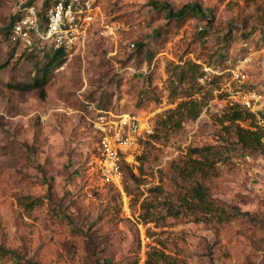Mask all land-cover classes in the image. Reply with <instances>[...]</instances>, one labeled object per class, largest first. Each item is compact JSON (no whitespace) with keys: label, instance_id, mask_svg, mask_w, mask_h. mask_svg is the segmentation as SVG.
Here are the masks:
<instances>
[{"label":"rangeland","instance_id":"374dc122","mask_svg":"<svg viewBox=\"0 0 264 264\" xmlns=\"http://www.w3.org/2000/svg\"><path fill=\"white\" fill-rule=\"evenodd\" d=\"M17 3L0 0V264H264V0H97L41 87L42 53L13 50L6 33ZM180 56L202 65L199 87L172 91L167 63ZM189 99L199 111L162 132L159 120ZM86 100L141 119L117 186L96 173ZM235 106L254 114L241 125L262 145L219 146L203 183L238 212L194 220L169 203L175 169L189 148L220 145L219 119Z\"/></svg>","mask_w":264,"mask_h":264},{"label":"built area","instance_id":"2783aa9c","mask_svg":"<svg viewBox=\"0 0 264 264\" xmlns=\"http://www.w3.org/2000/svg\"><path fill=\"white\" fill-rule=\"evenodd\" d=\"M18 0L8 39L16 45L38 52L42 49H67L84 38L95 21L99 7L97 0ZM107 25L101 34H107ZM234 76L241 72L232 70ZM249 97H255L253 91ZM250 107L248 99L242 101ZM82 115L97 135L96 173L106 184L116 185L122 178L121 165L135 135L141 129V119L134 113H114L97 107L93 101H84Z\"/></svg>","mask_w":264,"mask_h":264},{"label":"trees","instance_id":"16d2710c","mask_svg":"<svg viewBox=\"0 0 264 264\" xmlns=\"http://www.w3.org/2000/svg\"><path fill=\"white\" fill-rule=\"evenodd\" d=\"M31 1V0H29ZM27 1V2H29ZM160 7V4L157 5ZM184 13V12H182ZM183 15V14H182ZM14 16L12 15L9 23L7 24L6 33L10 30ZM16 44H13V50ZM42 53V59L46 60L43 67L40 69L41 78H34L33 85L41 87L44 85L46 75L50 66L56 62L60 63L59 57L64 54V49H42L36 53ZM35 53V52H32ZM31 56V55H30ZM58 57V58H57ZM182 64L169 61L167 64V70L169 71L170 84L172 91L179 88V85L188 83L190 90L199 87L198 78L204 76L205 71L202 65L196 62L194 59H181ZM1 66V65H0ZM43 89V88H42ZM41 89V91H43ZM184 89V88H183ZM182 89V90H183ZM187 94H191L190 91H186ZM43 94V92H41ZM184 106L185 111H181L179 108ZM199 111L196 101L189 99L187 101H180L177 105V109L170 110L164 117L159 120V126L162 132H166L169 129L177 125L178 122L184 119V117L192 112ZM254 119V114L248 109L242 106L230 107L229 110L223 115L220 120L222 134H220V145H207L202 147L189 148V157L184 158L182 161L181 169L175 173L178 175L176 187L178 192L175 194V199L169 201L172 206L177 209H183L184 212H188L192 219L200 220L201 218H211L217 222H223L229 220L235 216L238 212L235 206H226L222 203L216 202L209 194L208 187L203 183L204 178L211 177L215 174L216 167L214 164L222 160L220 156L221 148L235 149L237 146L246 149H257L262 145V134L257 130H251L241 125L242 121L248 119ZM160 130V129H159ZM192 154L194 156H192ZM197 156V157H196ZM124 168L128 169L127 164L121 165L122 175ZM156 216L147 214L143 216V220L153 221ZM0 252L5 253L6 250L0 247ZM30 264H37L31 262Z\"/></svg>","mask_w":264,"mask_h":264}]
</instances>
